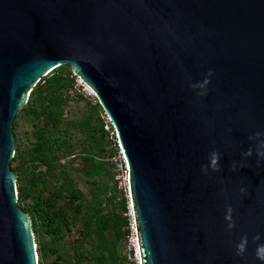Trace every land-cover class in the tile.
Listing matches in <instances>:
<instances>
[{
    "label": "water",
    "instance_id": "obj_1",
    "mask_svg": "<svg viewBox=\"0 0 264 264\" xmlns=\"http://www.w3.org/2000/svg\"><path fill=\"white\" fill-rule=\"evenodd\" d=\"M60 64L116 133L140 264H264V0H0V264H37L12 120Z\"/></svg>",
    "mask_w": 264,
    "mask_h": 264
},
{
    "label": "trees",
    "instance_id": "obj_2",
    "mask_svg": "<svg viewBox=\"0 0 264 264\" xmlns=\"http://www.w3.org/2000/svg\"><path fill=\"white\" fill-rule=\"evenodd\" d=\"M67 64L41 76L12 120L16 203L37 264H127L125 198L101 108L73 88Z\"/></svg>",
    "mask_w": 264,
    "mask_h": 264
},
{
    "label": "built area",
    "instance_id": "obj_3",
    "mask_svg": "<svg viewBox=\"0 0 264 264\" xmlns=\"http://www.w3.org/2000/svg\"><path fill=\"white\" fill-rule=\"evenodd\" d=\"M73 76L74 90L81 94L84 98L96 101L94 93L89 88V86L86 85L79 76ZM100 118L102 119V129L107 134L108 139L111 142V148L113 151L112 155L109 158V161L112 164L114 171L113 182L115 183L116 188L122 191L125 198V211L123 212V215L126 217V233L123 240V253L127 264H140V255L138 249L134 216L131 205V199L128 191V173L125 157L118 143L116 133L110 123V120L103 110L100 111Z\"/></svg>",
    "mask_w": 264,
    "mask_h": 264
},
{
    "label": "clouds",
    "instance_id": "obj_4",
    "mask_svg": "<svg viewBox=\"0 0 264 264\" xmlns=\"http://www.w3.org/2000/svg\"><path fill=\"white\" fill-rule=\"evenodd\" d=\"M212 72L211 70H209L207 76L205 77V79L203 80L202 83H198V84H193L191 85V87L193 88H201L203 89L202 92L199 93V95H204L206 94V85L209 83V79L207 78L208 76H211ZM245 155H251V152H247L245 153ZM261 155H264V153H262ZM218 160H219V154L215 151H213L212 153H210V165L205 166V165H201V170L202 171H207V168L210 166L213 170L218 171L219 170V165H218ZM233 170H235L236 168V164L233 163L232 165ZM245 189L241 188V192H244ZM232 212L233 209L231 206H227L226 208V215H225V220L228 221V229H232L233 227H235V224L232 220ZM254 240H259L260 236L259 234H257L255 237H253ZM246 246H247V237L243 236L241 237L240 242L236 245V254L237 255H243L244 252L246 251ZM256 256L258 259H260L261 261H264V243H260L257 245L256 248Z\"/></svg>",
    "mask_w": 264,
    "mask_h": 264
}]
</instances>
